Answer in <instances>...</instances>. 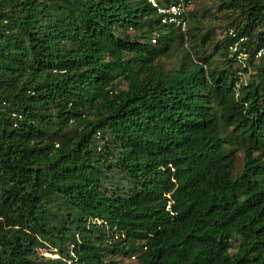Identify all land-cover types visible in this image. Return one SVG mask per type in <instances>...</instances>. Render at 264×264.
Instances as JSON below:
<instances>
[{
	"label": "trees",
	"instance_id": "obj_1",
	"mask_svg": "<svg viewBox=\"0 0 264 264\" xmlns=\"http://www.w3.org/2000/svg\"><path fill=\"white\" fill-rule=\"evenodd\" d=\"M179 1L0 0V264H264V0Z\"/></svg>",
	"mask_w": 264,
	"mask_h": 264
},
{
	"label": "built area",
	"instance_id": "obj_2",
	"mask_svg": "<svg viewBox=\"0 0 264 264\" xmlns=\"http://www.w3.org/2000/svg\"><path fill=\"white\" fill-rule=\"evenodd\" d=\"M153 6L156 7L158 14L160 15L162 23H171L175 26L185 28L186 26V19L184 18L185 8L186 5L184 1L179 2H173L170 4H159L157 0H150ZM229 34L232 35L234 38L237 37V33L233 28H230ZM245 37L241 36L233 41V43L230 45L231 51H237L240 48L241 42H243ZM153 42H156V37H153ZM264 49H260L257 52V55L262 54ZM240 56L245 57L247 54L245 51L240 50ZM2 103L4 104L5 101L2 100Z\"/></svg>",
	"mask_w": 264,
	"mask_h": 264
},
{
	"label": "rangeland",
	"instance_id": "obj_3",
	"mask_svg": "<svg viewBox=\"0 0 264 264\" xmlns=\"http://www.w3.org/2000/svg\"><path fill=\"white\" fill-rule=\"evenodd\" d=\"M196 2H190L189 4H188V6H187V8L188 9H191V8H193L194 6H196ZM42 252H44V250H42Z\"/></svg>",
	"mask_w": 264,
	"mask_h": 264
}]
</instances>
